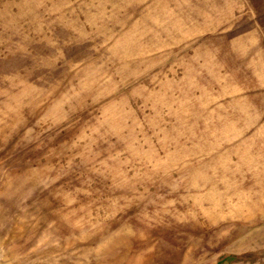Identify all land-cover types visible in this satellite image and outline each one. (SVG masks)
I'll use <instances>...</instances> for the list:
<instances>
[{"label":"rangeland","instance_id":"obj_1","mask_svg":"<svg viewBox=\"0 0 264 264\" xmlns=\"http://www.w3.org/2000/svg\"><path fill=\"white\" fill-rule=\"evenodd\" d=\"M0 264H264V0H0Z\"/></svg>","mask_w":264,"mask_h":264}]
</instances>
